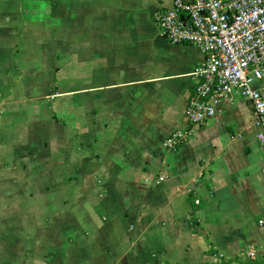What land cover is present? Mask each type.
Segmentation results:
<instances>
[{
	"label": "crops",
	"instance_id": "1",
	"mask_svg": "<svg viewBox=\"0 0 264 264\" xmlns=\"http://www.w3.org/2000/svg\"><path fill=\"white\" fill-rule=\"evenodd\" d=\"M171 5L0 0V264H264L251 105L192 123L204 55L161 34Z\"/></svg>",
	"mask_w": 264,
	"mask_h": 264
},
{
	"label": "built area",
	"instance_id": "2",
	"mask_svg": "<svg viewBox=\"0 0 264 264\" xmlns=\"http://www.w3.org/2000/svg\"><path fill=\"white\" fill-rule=\"evenodd\" d=\"M155 21L170 43L203 52L187 102L192 123L204 124L239 95L251 105L264 147V0H172L155 13ZM187 134L175 131L166 144L174 148ZM255 255L250 251L245 256Z\"/></svg>",
	"mask_w": 264,
	"mask_h": 264
},
{
	"label": "trees",
	"instance_id": "3",
	"mask_svg": "<svg viewBox=\"0 0 264 264\" xmlns=\"http://www.w3.org/2000/svg\"><path fill=\"white\" fill-rule=\"evenodd\" d=\"M209 264H215V263H209ZM220 264H226L224 261H222Z\"/></svg>",
	"mask_w": 264,
	"mask_h": 264
}]
</instances>
